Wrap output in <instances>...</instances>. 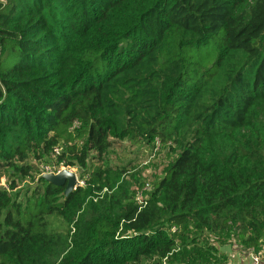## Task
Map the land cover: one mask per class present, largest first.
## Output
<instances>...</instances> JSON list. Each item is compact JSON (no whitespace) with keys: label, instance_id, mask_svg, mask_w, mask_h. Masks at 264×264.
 Masks as SVG:
<instances>
[{"label":"trees","instance_id":"1","mask_svg":"<svg viewBox=\"0 0 264 264\" xmlns=\"http://www.w3.org/2000/svg\"><path fill=\"white\" fill-rule=\"evenodd\" d=\"M118 141L177 154L143 203ZM210 235L264 254V0H0V264H210Z\"/></svg>","mask_w":264,"mask_h":264},{"label":"rangeland","instance_id":"2","mask_svg":"<svg viewBox=\"0 0 264 264\" xmlns=\"http://www.w3.org/2000/svg\"><path fill=\"white\" fill-rule=\"evenodd\" d=\"M176 156L177 154L170 151L167 146L162 145L154 149L144 143L132 145L128 141L116 142L115 147L108 154L112 163L128 166L130 172L125 178L132 184V189H139V184L144 181L153 185L154 181L163 175L169 163L176 159ZM35 165L37 164L35 163ZM70 168L77 173L79 181H81L82 177L79 170L71 166ZM1 185L6 186L5 177H2ZM28 185L29 182L25 181L20 188L27 187ZM209 241L220 251L219 253L214 252V250L210 252L212 254L210 264H242L244 262L247 253L236 238H230L224 244H221L218 243L216 237L210 235ZM154 262L156 263V261ZM162 264H169V262L164 259Z\"/></svg>","mask_w":264,"mask_h":264},{"label":"built area","instance_id":"3","mask_svg":"<svg viewBox=\"0 0 264 264\" xmlns=\"http://www.w3.org/2000/svg\"><path fill=\"white\" fill-rule=\"evenodd\" d=\"M60 153H61V147L55 146L54 149L52 150V153H51V159H52L51 162L41 165V173L42 174H46V173L57 174L62 169H65V168H68V169L74 171L72 168H70V166L59 165L56 162V159H57L58 155H60ZM77 177H78V175H77ZM84 183L85 182L83 180L79 181V177H78V185H83ZM149 190H151V185L149 183H147V185L144 187V189L138 193L137 197H138V200L140 201V203H143L144 200L147 198V196L145 195V192H147ZM244 260H245V262L249 261L250 264H264V254L257 253V252H255V250L253 248H250L249 251L247 252Z\"/></svg>","mask_w":264,"mask_h":264},{"label":"water","instance_id":"4","mask_svg":"<svg viewBox=\"0 0 264 264\" xmlns=\"http://www.w3.org/2000/svg\"><path fill=\"white\" fill-rule=\"evenodd\" d=\"M43 177L50 183H53L57 186H64V195L67 197L73 192L78 186V177L77 174L68 169H62L59 173H46L43 174Z\"/></svg>","mask_w":264,"mask_h":264},{"label":"crops","instance_id":"5","mask_svg":"<svg viewBox=\"0 0 264 264\" xmlns=\"http://www.w3.org/2000/svg\"><path fill=\"white\" fill-rule=\"evenodd\" d=\"M262 252L264 253V249L262 250ZM244 262H245V260H244ZM244 262L242 264H250L249 261H246L245 263Z\"/></svg>","mask_w":264,"mask_h":264}]
</instances>
